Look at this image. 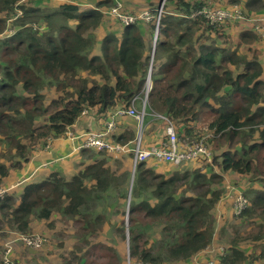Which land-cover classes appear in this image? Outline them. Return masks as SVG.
<instances>
[{"label": "trees", "instance_id": "trees-1", "mask_svg": "<svg viewBox=\"0 0 264 264\" xmlns=\"http://www.w3.org/2000/svg\"><path fill=\"white\" fill-rule=\"evenodd\" d=\"M42 1L54 4L0 0V187L7 188L0 212L15 232L28 234L33 217L67 216L82 243L79 262L92 264L104 245L86 239L104 227L106 203L114 199L113 207L129 198L128 254L133 262L199 264L190 258L210 244L211 210L224 196L221 186L212 185L231 171L239 174L234 182L247 190L249 200L239 216L243 234L234 227L218 263L264 264V57L256 44L264 38L250 21L211 24L203 14H193L207 5L238 0H165L158 22L156 17L147 23V39L139 18L125 24L110 13L113 0H91L87 6L79 0ZM129 1H144L155 14L154 5L161 3ZM244 4L248 12H256L264 0ZM11 14L15 24L8 26ZM9 28L13 31L4 34ZM155 32L143 119L148 110L168 117L180 139L196 140L210 132L206 144L212 163L167 177L146 166V160L134 166L130 183L127 170L113 171L100 156L107 152L80 148L81 161L72 175L52 171L19 186L18 194L8 189L4 179L10 169L20 168L41 144L63 136L84 108L103 116L132 100L136 109L142 106L150 66L146 40L153 43ZM235 37V44H226ZM47 88L57 96L47 97ZM116 130L112 136L121 144L134 139L131 130ZM205 168L213 169L207 174ZM139 212L146 217V233L153 231L146 239ZM114 230L127 238L123 221ZM242 240L253 244L250 253L240 248ZM116 258L108 264H120Z\"/></svg>", "mask_w": 264, "mask_h": 264}, {"label": "rangeland", "instance_id": "rangeland-1", "mask_svg": "<svg viewBox=\"0 0 264 264\" xmlns=\"http://www.w3.org/2000/svg\"><path fill=\"white\" fill-rule=\"evenodd\" d=\"M81 3L86 4L87 0H79ZM78 1V2H79ZM118 0H113V3L111 4V7L115 5V3ZM122 7L120 8V11L122 13H131L139 15L141 13L147 12L148 16H152V18L148 21L146 18H139V21H141L143 27L148 28L147 23L151 22L157 15L161 14L160 6L154 7L157 9L156 14L148 9L145 6L137 7L136 9L133 7L132 1L129 0H119ZM228 2H231L232 0H227ZM25 2H30L34 6H40L44 4H54L52 1H39V0H25ZM125 3V4H124ZM125 6V8H124ZM130 10V11H129ZM129 11V12H128ZM17 17L21 16L19 12L16 13ZM1 16V15H0ZM10 18L6 20V24L8 26H13L14 20H15V14L8 15ZM27 19V18H26ZM24 19V20H26ZM28 25L27 21L25 22ZM74 23V22H72ZM146 23V26L143 24ZM33 24V23H32ZM13 28H9L8 31L4 32V34H7L12 32ZM226 31H230V27H226ZM3 35V34H1ZM235 38H227L226 44H235ZM151 42V41H150ZM148 43L146 41V50L148 55H150V58H152V49L151 46H154L151 42ZM262 43V44H261ZM256 44L261 45L260 46V55L264 57V42H258L256 41ZM243 47V45H242ZM148 72V69H147ZM146 72V74H147ZM86 74L85 72L83 73ZM45 94L47 97H52L56 95V92L53 90V88H47L45 90ZM57 96V95H56ZM138 107V106H137ZM158 113V112H156ZM152 114V113H151ZM150 119V120H149ZM146 127L148 125H158L162 124L163 122L161 119H159L156 116H151L146 118ZM199 129H204L203 124L200 125ZM145 130V127H144ZM147 130V128H146ZM107 152V151H105ZM102 158H104L107 161V164L112 168L113 171L119 173L123 170H127L129 173V180L131 179L132 174L134 173V163L131 161V156L126 153L122 156L111 154L109 152L104 153L103 156L100 155ZM189 163H183V166L173 165L171 164L172 168L161 170L157 168L156 170L159 172H163L164 175L167 177L170 176L174 172H183L187 169L192 170L191 166H189ZM147 166V165H146ZM177 168L174 170L173 168ZM213 168H205L204 171L207 174L211 173V170ZM189 171V170H188ZM134 175V174H133ZM224 178L222 182L219 184L217 181L214 182L212 187H222L223 194L226 192L225 190V183ZM237 188H241L240 185L233 183ZM245 189V188H244ZM246 193L247 190L245 189ZM187 193H192V191H187ZM247 199L249 200V196H247ZM16 201V200H15ZM114 199H111L109 202L106 203V217L107 221L104 225V227L97 232L95 235L88 237L86 241H99L104 245L103 249L104 251L101 253H98L94 256H92L93 263L92 264H108L109 262L114 263L117 261V256L120 258V264H138L139 262L135 263L133 260L129 257V242H128V203L129 198L127 201H120V203L117 201V203L111 207L112 202ZM217 204L212 208L211 212L214 216L215 225H216V231L219 233L218 237L214 236V245L222 246L224 245L225 239L229 235V233L232 232V224L235 223L236 227L239 228V230H242V223L240 217H235L232 214V207L229 203L227 214L228 216L225 218V221L223 224H220L219 222V215L217 213ZM139 221L141 224L144 225V233L142 237L146 239V235L153 233V231H147L146 233V217L142 215V212H139ZM106 219V218H105ZM7 217L2 216V213L0 212V264H90V261L83 260L82 262H79L78 255H80V251L78 250L79 246H81V241L77 237V227L74 221L67 216L54 213L51 218L49 219H37L35 217L31 218L32 228L28 232L30 236H40L42 238V243L39 246L33 247L29 246L23 241L17 239V234H20L19 232H15V228H13L10 223L7 222ZM123 224L125 226L127 238L121 234V232H115L114 227L118 224ZM223 231H218L220 227H225ZM22 234V233H21ZM246 244V245H245ZM241 247L245 250H248L249 253L251 252V248L248 243L241 244ZM108 248V249H107ZM9 252V253H8ZM209 254H206L208 256ZM140 263H142L140 261ZM143 264V263H142Z\"/></svg>", "mask_w": 264, "mask_h": 264}, {"label": "built area", "instance_id": "built-area-1", "mask_svg": "<svg viewBox=\"0 0 264 264\" xmlns=\"http://www.w3.org/2000/svg\"><path fill=\"white\" fill-rule=\"evenodd\" d=\"M164 1L160 3V10L164 4ZM246 0H238L230 3L229 5L224 6H204L202 9L197 10L193 14H203L211 24H225L231 22H241V21H250L252 25V30L264 38V18L256 17L251 15L248 10L245 8ZM121 3L116 2V5L113 6L110 10V13L116 16L122 23L135 22L138 18L147 19L148 21L152 16H148L147 12L141 13L139 15H130L120 12ZM159 15H157L158 22ZM157 27V26H156ZM157 29V28H156ZM155 37L153 45L155 43ZM154 49V46H152ZM151 71V66L150 70ZM147 92L150 86V77L148 74L147 81ZM147 93L145 91V96L142 99L143 109L138 110L133 105V100L130 106L123 107L120 106L115 113L112 115V118L105 122V126L100 130H89L84 134H79L75 136L78 138L79 143L77 149L80 148H95L107 151L111 154L119 155L121 153H132L134 166L142 161L148 159H153L157 162L169 163L173 165H179L181 163L187 162H196L202 165L205 163L209 165L213 161V152L206 144V138L211 136L210 132L204 133L198 139L192 140L189 138L180 139L176 133L174 122L168 117L160 113H152L151 115L158 117L163 122L164 129V138L161 139L158 143L151 144L150 146L144 147L141 143V133L143 131L142 121L145 115V105ZM88 110L84 108L80 114V117L86 115ZM122 116H128L134 118L139 122V129L137 138L133 141V145L121 144L117 142L114 138L113 133L116 130L117 118ZM65 135L69 137H74L70 127L65 131ZM51 141V140H50ZM49 141V142H50ZM49 142L47 144H49ZM7 191L6 187H0V197L4 195ZM227 196L233 197L234 206L233 213L236 217H239L244 211L248 199L241 191H233L232 187H228L226 192ZM17 239L23 241L29 246H39L42 243V238L40 236H30L25 234H17ZM9 253V252H8ZM138 264H141L140 262ZM203 264H219L215 258H210L206 260Z\"/></svg>", "mask_w": 264, "mask_h": 264}, {"label": "crops", "instance_id": "crops-1", "mask_svg": "<svg viewBox=\"0 0 264 264\" xmlns=\"http://www.w3.org/2000/svg\"><path fill=\"white\" fill-rule=\"evenodd\" d=\"M143 2L134 1L133 7L136 8V7L146 5V3H143ZM86 3L93 4V2L91 0L90 1L87 0ZM213 3H218V1L215 0L214 2H211V4H213ZM82 5L87 6V4H83V3H82ZM249 13H251V15H253V16L264 18V7L260 10H257L256 12L254 11V12H249ZM141 29H142V26H141ZM149 31H150V29H148V28L144 29V35H145L146 39L150 35V34H148ZM154 37H155V34H154ZM96 47H98V45H96ZM152 53H153V50H152ZM151 63H152V58H150V66L152 67ZM150 66H149L148 70H150ZM150 73H151V71L148 72L149 77H150ZM148 74H147V77H148ZM146 81H147V78H146ZM146 93H147V88H146ZM119 107H120V105H117V106L110 108L107 111V113L103 116L87 112L86 115L79 117L78 120L74 124L71 125L70 129H71L74 137H69V136L64 134L61 137L53 138L49 142V144H41L38 147V149L32 154V156L29 158L28 161L22 162V165L20 168L10 169V173H9L8 177L4 179L6 181L5 184L7 185L8 189L16 190L17 191L16 194H18V192H19L18 187L19 186L21 188V186L24 185L25 183H28L30 181L39 180L52 171L60 172L65 176H70L73 173H75L76 169L78 167V164L81 161V155L79 152L80 150L77 149L79 140L75 136H78L79 134H84L85 132H87L89 130H100V129H102L105 126V122L112 118V115L115 113V111ZM142 109H143V103H142V106L140 104V108H138V110H142ZM146 113L151 115V113H153V112H152V110H148V111H146ZM149 120L144 121V119H143L142 124H141L143 127V131L141 133V143L144 147L150 146L151 144L158 143L161 139L164 138V135H165L162 124L148 125L146 127V122H148ZM139 126H140L139 122L136 121L134 118H131L128 116L118 117L117 118V124H116V129H117L116 134L121 133L125 129H127V131L131 130V132L134 134V139L129 138L126 141V144L133 145V141L137 138V135H138ZM144 127H145V130H144ZM146 128H147V130H146ZM121 154L124 155L123 153H121ZM121 154H119V156ZM128 154L131 156V161L133 163L132 154L131 153H128ZM148 160H149V162L147 163V166H150L154 170H156L157 168H159L161 170H166V169L172 168L171 164L169 165V163L157 162L153 159H148ZM198 165L199 164L196 162L189 163V166H191L192 169H195ZM173 169L176 170L177 168L174 167ZM133 172H134V170H133ZM224 176H225L224 183H225V188L227 189V191H228V187L229 188L232 187L233 191H241L244 195L246 194L244 188H242V187L237 188L233 184L234 180H240L238 173L229 171L226 175H223V177ZM251 185H253V184H251ZM249 186L250 185H247V188ZM226 192L224 193V196L218 201V204H217V213L219 215L220 224H223L225 221V218L228 216L227 210H228L229 203L231 204L232 214L234 215V213H233V206H234L233 197L227 196ZM15 199H17V198H15ZM242 222L243 221H241V223ZM232 227H233L232 232L229 233V235L225 239L224 245L215 247L214 236L218 237L219 233H217V231H216V225L214 222V233H213V237H212L210 244L206 248L201 250L199 253H197L195 256H192L190 258V262L203 264L206 260H208L212 257V258H215L217 263H218L217 258L224 252V248H226V243L228 242V240H230L235 235L234 230L236 228H234V227H236V224L233 223ZM242 227H243V224H242ZM224 228H226V226L220 227L218 229V231L219 232L223 231ZM239 234L242 235L243 231H240ZM243 243H248L250 248H251V251L254 249L253 244H251L249 242H244L242 240L239 243V246L245 254H248L249 251L245 250L244 248L241 247V244H243ZM206 254H209V255L206 256Z\"/></svg>", "mask_w": 264, "mask_h": 264}, {"label": "water", "instance_id": "water-1", "mask_svg": "<svg viewBox=\"0 0 264 264\" xmlns=\"http://www.w3.org/2000/svg\"><path fill=\"white\" fill-rule=\"evenodd\" d=\"M163 0H161V3H162ZM132 179H133V174L131 176V179H130V183L132 182ZM128 239V238H127Z\"/></svg>", "mask_w": 264, "mask_h": 264}, {"label": "clouds", "instance_id": "clouds-1", "mask_svg": "<svg viewBox=\"0 0 264 264\" xmlns=\"http://www.w3.org/2000/svg\"><path fill=\"white\" fill-rule=\"evenodd\" d=\"M152 50H154V49H152Z\"/></svg>", "mask_w": 264, "mask_h": 264}]
</instances>
